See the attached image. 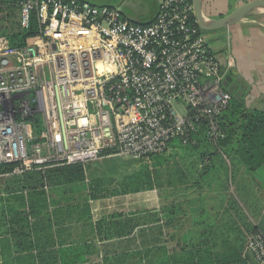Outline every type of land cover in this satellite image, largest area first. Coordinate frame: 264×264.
Masks as SVG:
<instances>
[{
  "label": "built area",
  "instance_id": "built-area-1",
  "mask_svg": "<svg viewBox=\"0 0 264 264\" xmlns=\"http://www.w3.org/2000/svg\"><path fill=\"white\" fill-rule=\"evenodd\" d=\"M33 17L35 43L0 49V164L17 162L10 174L101 157L148 160L172 140L191 143L202 124L214 145L224 138V65L192 0H160L145 25L85 0H21L20 28ZM244 249L264 264L260 233Z\"/></svg>",
  "mask_w": 264,
  "mask_h": 264
},
{
  "label": "trees",
  "instance_id": "trees-1",
  "mask_svg": "<svg viewBox=\"0 0 264 264\" xmlns=\"http://www.w3.org/2000/svg\"><path fill=\"white\" fill-rule=\"evenodd\" d=\"M20 1L0 0V49L33 44L38 39L39 26L34 17L26 29L20 28L18 20L7 24L19 13ZM32 119L37 134L41 130L40 119L37 116ZM218 119L225 136L216 145L205 138V125L202 124L192 136L191 143L172 140L169 146L174 152L151 155L148 163L140 162L137 171L123 175L107 193L98 191L102 179L85 183L84 168L79 163L13 175L14 180L0 191V264H254L252 255L243 251V234L235 228L226 230L210 222L200 233L183 239L179 237L170 247L164 242L152 247L109 253L96 239H91L99 229H103V222L100 219L94 226L90 223L89 199L155 188L162 190L167 183L170 186L182 179L185 182L192 180L196 186L199 177L205 181L212 178L214 160L223 166V155L249 170L264 165V111L249 110L243 100L230 94L229 105ZM112 153L108 149L102 154ZM176 157L189 161L181 163ZM171 160L174 167L164 179L163 174L169 171ZM16 165L17 162L1 163L0 177L10 174ZM45 184L48 189H45ZM74 207H82L80 221L95 229L93 236L71 238L67 233L70 225L65 221L64 213L71 215ZM160 210L165 217L180 219L182 206L176 202L162 206ZM191 210L192 213L197 212V206ZM78 220L77 217L75 221ZM245 230L257 233L254 226H247ZM105 231L103 229L100 238L109 237L104 235ZM114 234L110 236L119 238ZM98 241L102 243V240Z\"/></svg>",
  "mask_w": 264,
  "mask_h": 264
},
{
  "label": "crops",
  "instance_id": "crops-1",
  "mask_svg": "<svg viewBox=\"0 0 264 264\" xmlns=\"http://www.w3.org/2000/svg\"><path fill=\"white\" fill-rule=\"evenodd\" d=\"M85 1L97 6L117 8L126 20L140 25L154 21L160 3V0ZM246 1L251 0H202V11L207 18H218ZM207 36L210 46L224 65V88L243 100L247 108L264 111V13L243 19L227 28L208 32ZM168 150L167 153L174 152L171 148ZM223 157V166L214 160L210 180L205 181L199 177L196 186L189 179L187 182L182 179L180 183L170 186L167 183L166 187L182 188L177 198L162 196L158 190L152 189L89 199L90 223L94 226L101 219L103 229L106 230L104 235L109 236L105 239L107 242L113 233L127 244L128 236L134 237L131 248L123 249L127 251L164 242L169 247L173 246L179 237L183 239L200 233L208 222L226 230L229 227L237 229L245 236L244 244L251 235L245 230L247 226H254L256 232L264 238V165L249 170L243 164L232 163ZM91 165L88 164L89 167ZM176 202L182 206L180 219L176 216H163L160 208ZM193 206H197V212H191ZM79 224L80 221L72 226L76 230L78 226L81 227ZM88 230L90 232L89 225ZM82 234L85 235L84 232ZM244 248L245 245V253Z\"/></svg>",
  "mask_w": 264,
  "mask_h": 264
},
{
  "label": "rangeland",
  "instance_id": "rangeland-1",
  "mask_svg": "<svg viewBox=\"0 0 264 264\" xmlns=\"http://www.w3.org/2000/svg\"><path fill=\"white\" fill-rule=\"evenodd\" d=\"M17 18H18V14H16L15 18L11 17L8 20L7 24L9 25L11 22L17 21ZM209 43H210V39H209ZM226 43H227V41L224 42V44H226ZM248 109L253 110L254 108H248ZM167 151H169V150L167 149L166 153H167ZM176 160L178 162H181V163L182 162L187 163V161H188V159H185V161L183 159L180 160L178 157H176ZM148 161H149V159L148 160L147 159L142 160V161L138 162L137 160H133V159L128 158V157L111 156V157H105L103 160H99V162L93 161V162H88L86 164H82V166L84 168L83 170H84L85 183H89L92 179H102L103 183H102V185H100L98 187L99 193H105L108 190L111 191V185H113V183L119 182L120 179L123 178L122 177L123 175L137 171L140 168L139 167L140 162L148 163ZM88 164H92V165L89 167ZM169 165H170L169 171H167L163 174L164 179H165V174L169 175L171 168L174 167V161L171 160ZM13 175L14 174L1 175V177H0V191H2L5 186H7L6 185L7 183H10L11 181L14 180V178H12ZM20 175L18 174V175H14V176H20ZM110 179H113V181L111 182ZM44 187H45V189H48L47 184H45ZM155 189L158 190V193L162 196L166 195V196H169V198L170 197L177 198L180 195L182 188H180V187L170 188L168 186L167 187L165 186V188L162 190H160L158 188H155ZM144 191H146V190H144ZM0 194H1V192H0ZM81 208L82 207H74L72 209L71 215H67L66 213H64L65 221H67V223L70 225V228L67 231V233H70L69 236L71 238L72 237L76 238L78 236L83 237V234H82L83 232L86 236H93L94 235L93 228L89 227L91 233L89 232V230L86 231L88 226H84V224L80 221V217H82V214H80ZM77 217L79 220L75 221L77 219ZM79 221L81 222V224H79L81 227L78 226V229L75 230V226H72V225H74L75 223L77 224ZM83 226H84V228H83ZM73 230H75V231H73ZM102 231H103V229L101 230V233H100V229H99V233H96L93 237H91V239H94V240L96 239V242L99 245H101L103 250H107L109 253H114V252L117 253V252H121V250H123L126 247H129V249L131 248V242H132L131 240L134 237L128 236V238L126 239V240H129L128 244H127V242L123 241L120 238H113V237L109 239V241H108L109 243H108L107 241H105L104 238H100V234H102ZM113 231H115V229H113ZM69 240H71V239H69ZM98 240H102V243Z\"/></svg>",
  "mask_w": 264,
  "mask_h": 264
},
{
  "label": "water",
  "instance_id": "water-1",
  "mask_svg": "<svg viewBox=\"0 0 264 264\" xmlns=\"http://www.w3.org/2000/svg\"><path fill=\"white\" fill-rule=\"evenodd\" d=\"M193 15L198 27L204 32L227 28L243 19L264 13V0L246 1L226 15L218 18H207L202 11V0H192Z\"/></svg>",
  "mask_w": 264,
  "mask_h": 264
}]
</instances>
